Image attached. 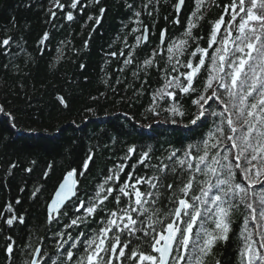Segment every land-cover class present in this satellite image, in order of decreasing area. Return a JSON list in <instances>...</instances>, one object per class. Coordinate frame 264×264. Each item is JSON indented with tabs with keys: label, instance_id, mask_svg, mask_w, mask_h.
I'll use <instances>...</instances> for the list:
<instances>
[{
	"label": "snow or ice",
	"instance_id": "6c2138e0",
	"mask_svg": "<svg viewBox=\"0 0 264 264\" xmlns=\"http://www.w3.org/2000/svg\"><path fill=\"white\" fill-rule=\"evenodd\" d=\"M49 5L46 23L54 29L78 17L84 18L82 31L92 25L81 48L71 32L53 46L55 75L62 62L79 60L108 9L103 0ZM122 7L127 22L100 70L104 90L90 95L82 111L96 115L108 101L124 104L131 109L121 113L125 121L148 131L139 141L124 140L131 133L121 132L90 138L79 162L64 168L51 189L48 164L28 196L41 201L42 219L31 218L39 223L26 222L28 210L17 209L20 197L6 201L0 211L3 264H264V0H122ZM161 8L171 12L157 31ZM26 43L7 30L0 34L6 92L12 91L9 76L26 88L25 69L35 61ZM50 43L45 31L37 42L40 57ZM113 61L117 67L109 71ZM56 100L70 110L66 95ZM0 114L16 127L7 98ZM160 124L187 135L179 143L145 141ZM99 159L103 166L85 185ZM35 165L31 160L22 170L32 173ZM19 167L11 160L4 178Z\"/></svg>",
	"mask_w": 264,
	"mask_h": 264
},
{
	"label": "trees",
	"instance_id": "16d2710c",
	"mask_svg": "<svg viewBox=\"0 0 264 264\" xmlns=\"http://www.w3.org/2000/svg\"><path fill=\"white\" fill-rule=\"evenodd\" d=\"M61 2L66 3V0ZM103 3L108 11L100 25L96 26L95 32L91 34L89 47L81 51L79 60L73 57L76 63L62 62L56 74L53 75L49 67V57L53 55V46L71 32V39L75 46L81 48L83 40L88 37L91 23L82 31L80 25L84 18L78 17L75 22H64L63 29H54L51 24L46 23L49 19V14L46 12L50 6L49 0H0V34L7 30L8 34L14 38L22 37L23 41L27 42L25 45L27 51L35 57L34 63L25 69L30 73L23 81L25 90L15 86L17 77L9 76L7 86L12 91L6 92L3 90V80L0 79V103L7 98L9 111L17 117L16 127L12 128L9 119L0 114V138H2L0 139V211L3 210L6 201L14 202L16 197H20L22 203L17 206V209L21 213L25 209L28 210L26 222L30 225L39 223L38 220L31 218L41 217V201L33 203L28 200V196L48 164L53 165V172L46 181L47 188L51 189L64 168L79 162L81 155L90 147V138L100 135L107 138L121 132L131 133L130 136L123 135L122 139L139 141L141 134L148 131L125 121L121 113L131 109L124 104L113 106L112 102L108 101L99 107L93 105L96 107V115L82 111L91 104L90 95H96L98 91L104 90L100 81L104 53L109 50L108 45L115 39L122 23L127 22V12L122 7V0H103ZM55 11L58 16L61 15L59 9ZM184 11L186 15L187 9ZM216 11L213 8L212 15H215ZM87 12L95 13L96 10L89 8ZM170 12L168 8H161V19L157 25V31L164 24L162 17L169 15ZM13 18L15 27H13ZM54 23H60V21L57 20ZM45 31H49L51 43L49 51L44 57H40L37 52V42ZM115 47L117 45H113V48ZM4 62L5 57L0 55V64ZM18 63L23 66V54ZM79 63L85 65L83 70L78 67ZM115 67L117 64L113 61L108 66V70L111 71ZM69 78L77 81L78 87L70 84ZM57 94L66 95L71 105L70 110L62 109L56 100ZM185 135L187 133L183 129L160 124L155 125L149 135L144 136L143 139L148 143L164 140L179 143ZM11 160H18L20 167L14 170L12 176L4 178L3 167ZM31 160L36 161L34 171L26 173L22 169L28 166ZM102 166L103 160H97L96 166L92 168V175L83 183L89 185ZM20 187H24L25 191L20 192ZM15 231L17 234L23 233L24 226H17ZM0 264H3L2 254H0Z\"/></svg>",
	"mask_w": 264,
	"mask_h": 264
}]
</instances>
